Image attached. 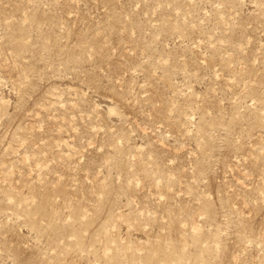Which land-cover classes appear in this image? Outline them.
<instances>
[{"label": "rangeland", "instance_id": "1", "mask_svg": "<svg viewBox=\"0 0 264 264\" xmlns=\"http://www.w3.org/2000/svg\"><path fill=\"white\" fill-rule=\"evenodd\" d=\"M0 264H264V0H0Z\"/></svg>", "mask_w": 264, "mask_h": 264}]
</instances>
